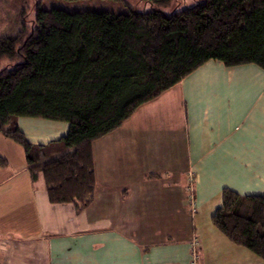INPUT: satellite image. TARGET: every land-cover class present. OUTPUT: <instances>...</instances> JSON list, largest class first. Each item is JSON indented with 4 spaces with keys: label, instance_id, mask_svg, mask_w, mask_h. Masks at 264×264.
<instances>
[{
    "label": "crops",
    "instance_id": "1",
    "mask_svg": "<svg viewBox=\"0 0 264 264\" xmlns=\"http://www.w3.org/2000/svg\"><path fill=\"white\" fill-rule=\"evenodd\" d=\"M15 121L33 145L68 130ZM90 148L93 200L76 212L49 201L43 175L33 179L23 148L0 133V264H191L201 238L195 264H264L212 223L224 188L264 194L262 68L207 60ZM203 208L212 214L197 219Z\"/></svg>",
    "mask_w": 264,
    "mask_h": 264
},
{
    "label": "trees",
    "instance_id": "2",
    "mask_svg": "<svg viewBox=\"0 0 264 264\" xmlns=\"http://www.w3.org/2000/svg\"><path fill=\"white\" fill-rule=\"evenodd\" d=\"M2 59L0 133L23 148L33 179L43 175L51 203L80 212L93 200L94 139L207 60L264 70V0H204L170 14L36 7L30 32L0 37ZM19 117L64 121L68 130L33 145L16 125ZM6 163L0 156V167ZM212 223L264 260V194L224 188Z\"/></svg>",
    "mask_w": 264,
    "mask_h": 264
},
{
    "label": "rangeland",
    "instance_id": "3",
    "mask_svg": "<svg viewBox=\"0 0 264 264\" xmlns=\"http://www.w3.org/2000/svg\"><path fill=\"white\" fill-rule=\"evenodd\" d=\"M202 1L204 0H170L166 5H152L143 0H0V37L14 36L21 29L30 32L34 26L36 7L43 10L61 9L67 12L106 11L114 13H125L128 10L147 11L151 9H159L166 14H170L177 10H181L182 8L193 6L194 4ZM7 64L8 61L6 59L0 60V68L6 66ZM218 200H213L209 205H215ZM203 210L204 212L198 210L196 215L197 219L198 217L203 218L206 215H210L213 211L212 208H203ZM196 241L192 258L198 261L200 258V252L198 251L199 248L201 249L202 245L205 244V240L201 238L196 239ZM206 249L208 253L206 260H209L210 255H212L213 252H211L209 245ZM243 249L245 248L243 247ZM252 255L264 263V260L254 254Z\"/></svg>",
    "mask_w": 264,
    "mask_h": 264
},
{
    "label": "built area",
    "instance_id": "4",
    "mask_svg": "<svg viewBox=\"0 0 264 264\" xmlns=\"http://www.w3.org/2000/svg\"><path fill=\"white\" fill-rule=\"evenodd\" d=\"M195 263H196V260H194V258H192L191 264H195Z\"/></svg>",
    "mask_w": 264,
    "mask_h": 264
}]
</instances>
